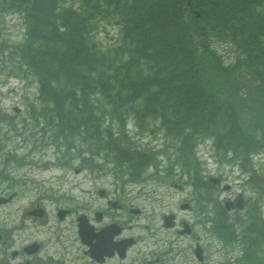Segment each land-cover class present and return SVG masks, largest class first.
Masks as SVG:
<instances>
[{
    "label": "trees",
    "instance_id": "obj_1",
    "mask_svg": "<svg viewBox=\"0 0 264 264\" xmlns=\"http://www.w3.org/2000/svg\"><path fill=\"white\" fill-rule=\"evenodd\" d=\"M9 14L20 38L0 41V70L28 84L26 124L58 150L80 143L72 153L92 166L84 151L108 149L137 179L154 153L128 141L129 119L182 144L201 131L242 152L264 144V0H0V23ZM21 114L0 108V148ZM247 218L260 221L256 235L240 231L244 259L264 264V220Z\"/></svg>",
    "mask_w": 264,
    "mask_h": 264
},
{
    "label": "rangeland",
    "instance_id": "obj_2",
    "mask_svg": "<svg viewBox=\"0 0 264 264\" xmlns=\"http://www.w3.org/2000/svg\"><path fill=\"white\" fill-rule=\"evenodd\" d=\"M20 19L14 14H9L4 21L0 23V41L2 40H17L20 38L19 31ZM104 39L111 40L115 34V29H110L104 32ZM222 57L225 62H229L231 51H227L225 47L220 48ZM25 82L20 79H15L7 76L6 70H0V108L10 115H15L12 108L18 105L22 108V114L25 115V102L22 98V93L25 92ZM19 113V112H18ZM20 115V120L22 116ZM132 124L129 125L130 131ZM21 124L15 126L14 132H9L6 135L8 145L0 148V247L16 248L20 243L24 242L19 235H7L6 231L13 227L14 224L20 222L24 217V212L28 209L36 207L39 204L47 211L49 218L52 219L54 207L75 205L78 201L91 203L94 200V190L92 179L96 180L95 186L104 188L109 191V197L116 198L122 203H127L128 206L140 209L139 216L134 217L127 214L125 219L128 222L139 221L145 224L148 229L143 231V235L148 239L144 244H139L143 253H149L153 248H157V255L164 258L163 264H198V260L190 257V247H193L194 240L198 238L203 243H207L206 262H213L220 260L226 251L224 247L217 243L216 239L205 232V226L200 225L203 222V213L205 209L199 203L192 200L193 212L186 210L187 208H180L185 200H180V193L174 188H169L166 179H175L179 173L178 168L183 154L180 152L178 145L167 140V150L165 153L156 156L157 169L149 167L144 175L137 180V182H129L124 173H119V167H115L113 163L105 162L100 159L97 168L93 172L87 173L85 170L74 172L78 164L76 162L68 161L71 164L60 166L66 160L60 155H53L54 146L52 144L34 146L33 144L24 145V141L28 140L32 133H27L23 136ZM15 135V136H14ZM20 135V136H18ZM135 135V134H133ZM151 138V139H149ZM164 135L147 134L139 132L130 140V143L135 144L139 148H146L151 151L157 149L159 144L164 145ZM49 143V142H47ZM11 144H17L23 150L24 155L13 153L14 148ZM174 147H178L173 149ZM202 150L199 163H207L204 155H216L210 148L209 144H201ZM18 152H21L20 150ZM16 157H14L13 155ZM58 159V160H57ZM69 160V159H68ZM178 163V164H177ZM209 163V162H208ZM58 165V166H57ZM214 170L216 167L224 168V173L227 174L226 183L231 184L230 194L235 195L245 189L244 194L248 197L251 193L250 183L242 185L236 181H242L237 167L221 161V163L207 164ZM258 172V177H264V167L254 165ZM176 169V170H175ZM125 174L121 177V174ZM121 182L123 185H121ZM234 184V185H233ZM115 186L118 189L116 192ZM119 188H122V192ZM93 190V191H91ZM264 190V187H263ZM228 191H221L220 197L224 198L230 195ZM264 197V196H263ZM262 197V198H263ZM96 199L104 203L106 197H98ZM190 199V198H188ZM93 201V202H97ZM181 204H180V202ZM264 202V200H263ZM197 203V204H196ZM105 204V203H104ZM189 204V203H188ZM190 205V204H189ZM112 211L117 212L116 208H111ZM264 211V207H263ZM173 213L176 221L180 219H187L190 223H195L193 237H188L185 234L174 236L175 229H165L162 226L161 219L163 215ZM27 216V215H26ZM26 223L30 226L23 225L22 229L18 230L19 234H27L25 242L35 238H41L44 235H50L52 229L49 224L40 226L39 222L43 221L38 216H27ZM54 222V220L52 221ZM33 226V227H32ZM134 233L140 234L141 228H133ZM211 234V233H210ZM13 240V242H10ZM4 242V244L2 243ZM10 244V246H9ZM9 246V247H8ZM142 258V256L140 257ZM74 264V263H72Z\"/></svg>",
    "mask_w": 264,
    "mask_h": 264
},
{
    "label": "flooded vegetation",
    "instance_id": "obj_3",
    "mask_svg": "<svg viewBox=\"0 0 264 264\" xmlns=\"http://www.w3.org/2000/svg\"><path fill=\"white\" fill-rule=\"evenodd\" d=\"M84 169L85 165H80L73 170L78 172ZM95 183L96 180L92 179L91 185L95 193L93 201L97 200L96 196L106 197L105 204L97 200L96 203L78 201L75 205L67 207L57 206L54 207L52 219L39 204L26 210L20 222L6 231L8 236L19 235L24 242L16 248L9 247V244L8 250L0 247V264H162L161 257L157 255V248L143 253L139 246L148 241L143 235V231L148 227L139 221H130L133 216H139L141 211H132L137 208L109 197L110 192L95 186ZM111 208H116L117 212ZM127 214L132 216L129 222L128 218L125 219ZM26 215L42 219L43 221L39 222L41 227L49 224L52 228L49 230L51 236L44 235L25 242L27 234H19L18 230L22 229L23 225L30 226L25 221ZM184 223L182 220L176 222V232L181 233L182 226L187 228ZM188 226L190 227L189 224ZM134 227L141 228L142 232L134 233ZM81 228L83 237L79 233Z\"/></svg>",
    "mask_w": 264,
    "mask_h": 264
},
{
    "label": "bare ground",
    "instance_id": "obj_4",
    "mask_svg": "<svg viewBox=\"0 0 264 264\" xmlns=\"http://www.w3.org/2000/svg\"><path fill=\"white\" fill-rule=\"evenodd\" d=\"M251 173L256 174L255 170H252Z\"/></svg>",
    "mask_w": 264,
    "mask_h": 264
}]
</instances>
